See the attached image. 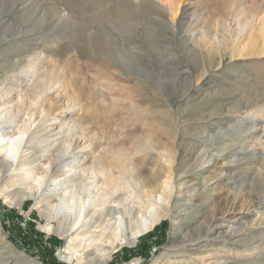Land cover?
Listing matches in <instances>:
<instances>
[{
	"label": "rangeland",
	"instance_id": "1",
	"mask_svg": "<svg viewBox=\"0 0 264 264\" xmlns=\"http://www.w3.org/2000/svg\"><path fill=\"white\" fill-rule=\"evenodd\" d=\"M160 1L172 9L180 1L183 20L179 9L175 22L164 21L150 7L158 0H123L129 28L112 30L104 21L111 19V0H0V133L9 138L23 120L30 126L12 172L50 175L52 161L64 155L75 162L64 181L100 155L134 154L142 159L141 190L146 177L155 172L160 183L170 168L171 199L185 203L173 216L182 217L163 219L108 264H264L254 261L264 255L260 178L249 173L240 186L226 169L229 160L246 163L264 153V0ZM177 25L181 33L165 29ZM123 43L125 58L140 59L149 71L111 61ZM203 43L214 64L204 73L189 53ZM37 81L44 85L38 101ZM186 140L198 142L196 149L185 151ZM0 175V264H72L58 255L65 241L40 227L42 208L31 201L21 210L12 206L4 197L9 174ZM201 224L213 228L211 245L203 239L173 248ZM98 243L81 249L82 262L74 257L73 264L87 258L99 264L85 256Z\"/></svg>",
	"mask_w": 264,
	"mask_h": 264
},
{
	"label": "bare ground",
	"instance_id": "2",
	"mask_svg": "<svg viewBox=\"0 0 264 264\" xmlns=\"http://www.w3.org/2000/svg\"><path fill=\"white\" fill-rule=\"evenodd\" d=\"M111 1V7H106V12L109 8L108 14L111 10V19L106 18L104 20L105 24H107L108 27L110 25V28H113L112 30L121 28L124 24L129 28V17L125 11L123 0ZM115 2H118V4H114ZM158 2L159 3L151 2L150 7L152 10L156 11L157 15L164 21L167 18H170V21L175 22L179 9H181V19L179 22L183 20L182 17L185 14V10H183V7L179 8L181 5L180 1H177L174 9H172L168 3L166 5V3H163L160 0H158ZM58 14L61 19L71 20L73 13H63L59 11ZM178 28L179 25L176 26V30H172L167 26L165 27L166 30L181 33L178 31ZM91 34L96 36L97 29ZM203 40L204 39L201 38L199 43ZM89 44L91 46L89 47L92 48L90 50L95 52L93 45L95 47H97V45L94 43ZM128 45V43H123V45L115 46L116 57H112L113 60L111 61H113L120 69H125L126 65L131 72L135 71V73H139L142 70L149 71L147 64L140 59L135 60L129 58L128 60L125 58L122 50ZM204 45L205 43L201 45V49L192 46L189 48L190 50L188 49L189 53L198 59L197 69L202 70V72L208 71L214 66L213 60L201 51L204 49ZM130 46L132 45L130 44ZM132 48H134V46H132ZM43 88L44 85L40 82L35 85V100L38 101L44 91ZM229 100H231V98ZM242 108L244 107L242 106ZM231 109H228L230 110L228 112H231ZM235 109H241V106ZM225 112H227V110ZM121 125L122 124L120 123V126ZM29 129V123L23 120L17 133L9 138H7L9 135L6 134V136L0 133V154L3 155V158L0 160V174H9L6 184L4 185L6 189H10L7 190L8 192L6 191L7 193L4 197H6L8 202L18 210H21L22 206L30 201L33 202L34 206H40V208H42V216L45 223L40 227L46 232L54 234L55 236H58L59 239L65 241L63 249L58 254L62 260L69 263L72 261L73 264V259L75 257L76 260L82 262L83 258H78L80 250L82 249V251H85L91 248L93 242H99L100 244L98 243V247L93 248L89 253L86 252L87 255L85 256L86 258L87 256H93L95 259L93 261L96 262V259H99V264H108V259L115 251L125 246H133L138 238L151 232L163 219L172 215L173 221L181 220L182 216L177 212L176 216L173 215L174 211L179 212L185 203L177 198L175 201L171 199L170 195L172 192L170 191L172 187L169 185V179L171 176L170 168H167V175L160 183L158 182L155 172L151 176L146 177L145 182L147 186L144 190H141L136 181V175L138 176V174H140L139 167L142 166V159L134 158V154L122 155L119 152H114L109 155H100L95 158L91 164L78 168V174H74V176L64 181H60L59 178L68 173L69 170L67 167L70 166V164L75 163H73V160L68 156L66 157L64 155H61L52 161L54 167L50 175H48L46 170L39 178L33 176L29 171L22 170V172H12L14 166H16L15 160L17 155L24 144V136L29 132ZM206 130L207 128L203 127L200 128L197 133L204 134ZM132 132L133 131H128L124 132V134L130 135ZM121 136L124 135L122 134ZM128 137L130 138V136ZM124 142H128V139H125ZM185 142V151L196 149L195 145L198 142L191 143V141L187 140ZM252 156L251 160L246 163L245 161L244 163H239L235 160L228 159L229 162L226 164L227 172L228 174H231L230 172L235 173L234 176L230 175L228 177L236 180L238 185H240L239 182L242 184L245 175L249 173L251 175L253 174V176H259L260 185L257 192L260 197H264V153H256ZM196 157L197 154L189 170L193 171V169H196L198 166ZM178 179L179 178L177 177V180ZM159 185L162 190L161 193L158 192ZM42 188H46L47 193L41 194ZM250 190H252V188ZM157 195L160 196L159 202L155 200ZM197 204L199 209L203 203L201 201ZM194 211H196V209L193 210V212ZM213 215H211V217ZM201 225L200 228H197V226L196 229L194 228L197 230L196 236L192 238L186 234L185 240H182L179 244L173 245V248L185 244L186 241L190 243V247L192 248L200 241H203V239L206 240V243L209 242L210 244V241L215 239L211 237L213 234V228H208V226L207 228H204V226ZM92 229H94V231L97 229L98 231L94 232ZM263 232L264 231H260L259 235L262 236L264 234ZM189 255L191 258V253ZM85 261V264H91L88 258L87 260L85 259ZM254 261L258 263L263 262L264 255H260L259 259H256L255 257ZM93 263L95 264V262Z\"/></svg>",
	"mask_w": 264,
	"mask_h": 264
},
{
	"label": "trees",
	"instance_id": "3",
	"mask_svg": "<svg viewBox=\"0 0 264 264\" xmlns=\"http://www.w3.org/2000/svg\"><path fill=\"white\" fill-rule=\"evenodd\" d=\"M29 203V202H28ZM157 227H155V229H156ZM155 229H154V231H155ZM150 235V233L148 232V233H146L144 236H143V238H145V237H148Z\"/></svg>",
	"mask_w": 264,
	"mask_h": 264
}]
</instances>
